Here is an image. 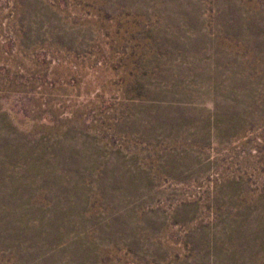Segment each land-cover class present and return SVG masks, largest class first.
I'll return each mask as SVG.
<instances>
[{
    "label": "rangeland",
    "instance_id": "1",
    "mask_svg": "<svg viewBox=\"0 0 264 264\" xmlns=\"http://www.w3.org/2000/svg\"><path fill=\"white\" fill-rule=\"evenodd\" d=\"M0 264H264V0H0Z\"/></svg>",
    "mask_w": 264,
    "mask_h": 264
}]
</instances>
